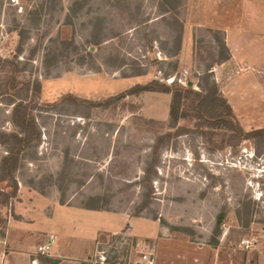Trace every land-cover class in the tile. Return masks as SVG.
<instances>
[{"label": "rangeland", "instance_id": "obj_1", "mask_svg": "<svg viewBox=\"0 0 264 264\" xmlns=\"http://www.w3.org/2000/svg\"><path fill=\"white\" fill-rule=\"evenodd\" d=\"M17 2L0 0V133L17 132L10 114L23 101L36 106L41 141L22 155L13 182L0 184L9 196L0 205V264L13 254L48 264L37 249L53 204L97 207L107 216L102 226L116 223L117 232L100 234L82 264H144V255L153 264H264V143L213 150L194 133V120L169 127L170 95L126 94L174 79L197 91L209 70L242 129H263L264 0ZM97 21L105 42L94 47L87 41ZM179 33L180 49L167 58ZM215 36L240 61L219 64ZM59 42L74 43L78 53ZM60 52L48 67V56ZM136 70L142 75L129 76ZM165 134L171 136L154 156L155 140ZM215 134L218 146L227 140L223 131ZM5 151L0 145V160ZM152 156L151 191L140 208L139 181Z\"/></svg>", "mask_w": 264, "mask_h": 264}, {"label": "trees", "instance_id": "obj_2", "mask_svg": "<svg viewBox=\"0 0 264 264\" xmlns=\"http://www.w3.org/2000/svg\"><path fill=\"white\" fill-rule=\"evenodd\" d=\"M77 3H74V7ZM72 11V9H70ZM102 23L97 21L93 24L92 40L87 41L94 47L100 46L105 40H100L97 37V33L102 30ZM216 34L219 31H215ZM218 46V63L223 64L230 60V53L224 43V39L214 37ZM181 34L176 37V49L169 54L167 58H173L177 55L180 49ZM51 43L58 42L56 39H50ZM63 46L64 50H71L75 54L78 53V47L72 42H59ZM51 47L48 48V53L51 51ZM54 54L51 58L47 59L48 67L57 63L59 59H62L63 54ZM49 55V54H48ZM68 55V54H67ZM86 55L91 57V53L87 52ZM85 56H81L79 63H84ZM124 62L120 61L115 67L116 71L120 70L124 66ZM98 71V70H97ZM142 75L140 70H136L129 76ZM167 76V74H166ZM125 77H128L125 76ZM211 72L205 71L203 78L204 83L198 85V90L194 91L190 87H184L179 84L175 79L169 84L159 82L158 80H152L145 85H136L130 88L126 94L133 95L139 93H162L170 95V102L168 106V125L170 128H175L180 120L192 119L194 120V133L204 138L206 144L213 150H222L226 146H235L236 143L243 140H252L258 148L261 143H264V128L257 130L244 131L237 121L231 106L220 94L217 85L214 82H209ZM38 83L34 84V90L38 91ZM66 99H72L68 96ZM74 100V99H73ZM72 101V100H70ZM73 102L84 103L83 100H74ZM36 106H30L24 104L23 101L15 103L12 107L10 114V122L17 130L15 133H0V145L4 146L6 151L5 155L0 160V184H11L14 180V175L19 169L22 155L30 149L35 150L41 141V131L37 125L32 110ZM179 131V128L176 130ZM216 131H223V137H226V141H222L221 145H217L213 142V138L216 136ZM170 134L165 136H158L155 140V144L152 148V153L155 156L157 151L162 146L164 141L168 140ZM152 156L150 162L143 170V176L140 179V185L145 189L144 201L140 208L146 206L148 197L150 194V177L153 172V166L156 158ZM11 188L12 196L16 191ZM9 201V196L4 193V190L0 188V205H6ZM88 210H99L97 207H86ZM223 219V215H219L216 221V230Z\"/></svg>", "mask_w": 264, "mask_h": 264}, {"label": "crops", "instance_id": "obj_3", "mask_svg": "<svg viewBox=\"0 0 264 264\" xmlns=\"http://www.w3.org/2000/svg\"><path fill=\"white\" fill-rule=\"evenodd\" d=\"M239 59L241 56L230 54L228 62L234 61L235 63L240 61ZM247 61L250 59L247 58ZM244 63L248 64V62ZM106 217L97 210L53 204L48 217V236H53L55 242L48 253V260H46L48 264L84 263L94 252L96 240L100 234L117 232L115 222L114 227L101 225L105 221L107 222ZM27 256L20 260L18 255L13 254V256L7 257L4 264H17V261L26 264Z\"/></svg>", "mask_w": 264, "mask_h": 264}, {"label": "built area", "instance_id": "obj_4", "mask_svg": "<svg viewBox=\"0 0 264 264\" xmlns=\"http://www.w3.org/2000/svg\"><path fill=\"white\" fill-rule=\"evenodd\" d=\"M10 2L12 4H17L18 3L17 0H10ZM54 242H55V238L53 236H51V235L48 236L46 238L45 242L41 246L38 247L37 254H39V255H48V253L50 252L51 248L54 245ZM241 245L245 249H249L251 247L252 243L249 240H243ZM101 259H103V257H101ZM142 262L144 264H153V260H151V258H149L148 256H145V255L142 257Z\"/></svg>", "mask_w": 264, "mask_h": 264}, {"label": "water", "instance_id": "obj_5", "mask_svg": "<svg viewBox=\"0 0 264 264\" xmlns=\"http://www.w3.org/2000/svg\"><path fill=\"white\" fill-rule=\"evenodd\" d=\"M188 86H191V83H189Z\"/></svg>", "mask_w": 264, "mask_h": 264}]
</instances>
